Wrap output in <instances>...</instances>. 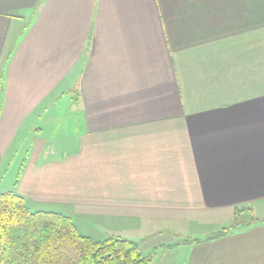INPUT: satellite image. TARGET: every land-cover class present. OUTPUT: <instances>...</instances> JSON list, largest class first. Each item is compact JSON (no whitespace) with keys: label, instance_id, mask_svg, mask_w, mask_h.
I'll use <instances>...</instances> for the list:
<instances>
[{"label":"crops","instance_id":"1","mask_svg":"<svg viewBox=\"0 0 264 264\" xmlns=\"http://www.w3.org/2000/svg\"><path fill=\"white\" fill-rule=\"evenodd\" d=\"M28 135L0 191L32 211L103 240L251 207L158 264H264V0H0V177Z\"/></svg>","mask_w":264,"mask_h":264},{"label":"trees","instance_id":"2","mask_svg":"<svg viewBox=\"0 0 264 264\" xmlns=\"http://www.w3.org/2000/svg\"><path fill=\"white\" fill-rule=\"evenodd\" d=\"M256 220L251 207H236L229 224L205 239L224 236ZM198 241L188 236L173 245ZM149 260L133 240L114 235L95 240L81 234L70 216L32 211L14 190L0 191V264H147Z\"/></svg>","mask_w":264,"mask_h":264},{"label":"rangeland","instance_id":"3","mask_svg":"<svg viewBox=\"0 0 264 264\" xmlns=\"http://www.w3.org/2000/svg\"><path fill=\"white\" fill-rule=\"evenodd\" d=\"M70 95H72L71 92H67L66 97L64 96V102L68 105L70 103V100H72L71 99L72 97ZM68 98L70 99L68 100ZM64 115L66 114H63V116ZM67 117L71 118V114L67 115ZM64 119H63V122H64ZM61 131L66 132V129H61ZM18 137L15 139V142L12 145V149L14 146L19 149L18 153L16 154V152L14 151L12 154V158L8 157L4 164V170L0 177V181L3 182V185H7L8 183L14 180L16 172L19 169V164H20L19 160L21 159V156L19 155V153L23 151L24 142L29 140V135H28V137L24 140L22 139L21 143L18 145L17 144L19 141ZM222 222L224 221L218 222L219 225L218 226L216 225L217 226L216 229H214L215 224L213 225L212 224L210 225L208 224L193 225L192 224V225H185L183 226L184 228L182 226L175 227V228L167 227L168 229H165L161 231L160 233L159 232L154 233L151 236L146 237V236L141 235L142 237H134L133 239L132 238H128V239L135 241L138 244L139 249L142 252V254L148 255L150 257V260L149 262H147V264H158L159 260H162L163 258L161 257V255L163 254L164 249H167L166 251H168L172 249L173 247L180 245V244L173 245V243H175L176 239H178L179 237L187 238L189 236L190 238H193V239H202V237L205 236V234H210L218 230L222 226ZM226 224L228 225L229 222L223 223V226H227ZM89 226L90 225L80 226L78 231H80V233L83 235H87L89 233L88 232L89 229L96 227V226H93V227H89ZM177 230H180V233L176 232ZM114 236H119V235H114ZM167 255H169L168 252H166V256ZM164 260H165V257H164Z\"/></svg>","mask_w":264,"mask_h":264}]
</instances>
